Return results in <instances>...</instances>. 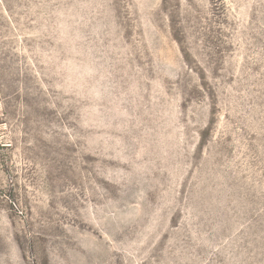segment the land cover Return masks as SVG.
<instances>
[{
  "label": "rangeland",
  "instance_id": "374dc122",
  "mask_svg": "<svg viewBox=\"0 0 264 264\" xmlns=\"http://www.w3.org/2000/svg\"><path fill=\"white\" fill-rule=\"evenodd\" d=\"M0 264H264V0H0Z\"/></svg>",
  "mask_w": 264,
  "mask_h": 264
}]
</instances>
